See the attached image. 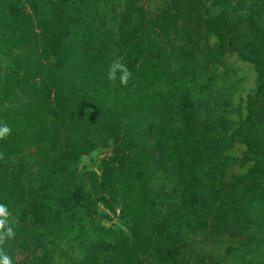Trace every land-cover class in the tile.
<instances>
[{
    "label": "trees",
    "instance_id": "trees-1",
    "mask_svg": "<svg viewBox=\"0 0 264 264\" xmlns=\"http://www.w3.org/2000/svg\"><path fill=\"white\" fill-rule=\"evenodd\" d=\"M231 52L254 71L234 125L218 110ZM117 59L126 86L107 78ZM3 124L12 264H171L221 228L237 237L211 264H264V0H0ZM232 141L247 166L226 178ZM108 145L84 176L80 157Z\"/></svg>",
    "mask_w": 264,
    "mask_h": 264
},
{
    "label": "rangeland",
    "instance_id": "rangeland-1",
    "mask_svg": "<svg viewBox=\"0 0 264 264\" xmlns=\"http://www.w3.org/2000/svg\"><path fill=\"white\" fill-rule=\"evenodd\" d=\"M212 39H210V43ZM226 66V73L228 76L226 80H235L236 86L231 89L230 101L231 103L225 107H219L221 114L234 125L238 118V113L243 109V100L247 93L252 92L254 71L251 64L241 60L234 52L227 53L224 57ZM217 71L221 75L223 73V65H217ZM243 150V144L232 141L228 146L223 148L219 156V160L226 162L224 165L225 177L228 178L233 174L242 173L247 164H239L237 158ZM111 152V146L96 148L87 154L80 157L77 168L87 175L91 170L96 173L99 172L100 160ZM101 211L107 212V216H100V222L107 225L123 227L122 221L117 218V211L107 210L100 202L98 203ZM209 227V226H208ZM214 233L210 231H198L187 235L184 245L180 248L177 257L171 259V264H177L178 260L182 264H199L202 259L204 264H211L213 260L219 259L223 253V247L234 241L235 234H231L228 228H221L220 230L213 229ZM74 256L77 257V247L74 248Z\"/></svg>",
    "mask_w": 264,
    "mask_h": 264
},
{
    "label": "clouds",
    "instance_id": "clouds-1",
    "mask_svg": "<svg viewBox=\"0 0 264 264\" xmlns=\"http://www.w3.org/2000/svg\"><path fill=\"white\" fill-rule=\"evenodd\" d=\"M120 72L119 83L121 85H127L128 80L131 78V71L122 63L119 59L114 60L109 65V71L107 78L116 82L117 72ZM11 127L7 124L0 125V139L6 138L11 134ZM4 158V154L0 153V159ZM11 213L5 204H0V245H3L6 240L13 239L15 237V232L13 229V224L15 220H10ZM0 264H12V259L9 257L2 249H0Z\"/></svg>",
    "mask_w": 264,
    "mask_h": 264
}]
</instances>
